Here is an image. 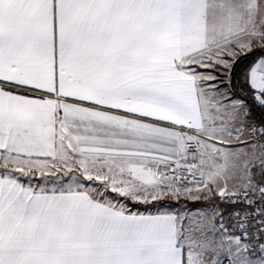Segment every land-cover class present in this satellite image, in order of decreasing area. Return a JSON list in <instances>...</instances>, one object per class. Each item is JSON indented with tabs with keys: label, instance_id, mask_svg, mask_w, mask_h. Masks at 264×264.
Instances as JSON below:
<instances>
[{
	"label": "snow or ice",
	"instance_id": "6c2138e0",
	"mask_svg": "<svg viewBox=\"0 0 264 264\" xmlns=\"http://www.w3.org/2000/svg\"><path fill=\"white\" fill-rule=\"evenodd\" d=\"M0 264H264V0H0Z\"/></svg>",
	"mask_w": 264,
	"mask_h": 264
}]
</instances>
